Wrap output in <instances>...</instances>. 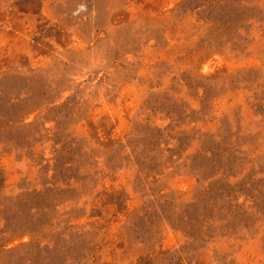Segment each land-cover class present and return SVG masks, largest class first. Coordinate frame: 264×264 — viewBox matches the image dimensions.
I'll list each match as a JSON object with an SVG mask.
<instances>
[{
  "label": "rangeland",
  "instance_id": "1",
  "mask_svg": "<svg viewBox=\"0 0 264 264\" xmlns=\"http://www.w3.org/2000/svg\"><path fill=\"white\" fill-rule=\"evenodd\" d=\"M0 264H264V0H0Z\"/></svg>",
  "mask_w": 264,
  "mask_h": 264
}]
</instances>
